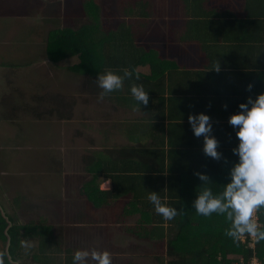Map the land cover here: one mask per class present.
<instances>
[{
  "label": "crops",
  "instance_id": "crops-1",
  "mask_svg": "<svg viewBox=\"0 0 264 264\" xmlns=\"http://www.w3.org/2000/svg\"><path fill=\"white\" fill-rule=\"evenodd\" d=\"M29 4V0H0V24L12 22L14 10L23 6L26 16ZM130 4L137 11L126 17L124 8ZM123 5L122 23L116 28H100L106 34H123L119 36L123 42L116 55L127 61L129 66L124 68L131 67L129 71L134 75L124 80L121 89L103 97L99 95L102 89L98 93L88 87L78 95L85 100L84 115L81 119L68 117L70 129L76 125L78 129L70 136V155L62 159L72 157L71 164L77 162L85 172H58L66 179L60 191L72 195L60 218L33 217L23 224L16 222L48 228L47 239L26 240L34 248L23 245L24 259L31 260L28 264H40L33 260L35 255L51 259L50 264H72L74 251L85 248L107 250L111 264H173L182 257H194L198 244L189 246L176 241V219L165 221L150 202L140 203L136 193L157 190L161 167L158 157L163 160L164 156L165 167L172 161L199 168L207 161L220 164L226 160L229 168L237 159L231 151L237 140L227 118L248 96L255 98L264 92V0H125ZM126 21L130 24L123 33ZM83 22H77L71 30L88 24ZM0 32L4 34L1 41L9 38L12 30L6 27ZM107 58H111L108 53ZM49 61L42 54L32 66L39 70ZM159 62L162 65L153 72L151 64L154 67ZM29 64V60L13 63L6 59L0 61V70L21 71L30 69ZM118 73L122 75L123 71ZM26 76L30 78L31 73ZM249 83L253 85L251 90L247 89ZM132 84L143 85L149 92L147 106L140 108L133 99ZM198 112L210 115L218 150L226 159L214 160L202 151L203 138L193 135L187 119L190 113ZM83 146L84 154L80 155L77 148ZM175 154L182 160L171 157ZM97 161L104 164V169L109 162L114 163L116 169H126L127 176H132L127 178L128 184L122 182V195L113 198L104 194L113 190V180L102 175L88 192V183L98 173L89 168ZM104 171L108 176L112 174ZM140 172L146 176L144 182L137 183L140 177L135 175L140 176ZM165 175L168 177V173ZM105 180L111 181L109 189L101 188ZM208 186L219 191L214 180ZM165 189L168 192L167 185ZM195 237L190 233L182 239L188 243Z\"/></svg>",
  "mask_w": 264,
  "mask_h": 264
},
{
  "label": "rangeland",
  "instance_id": "rangeland-1",
  "mask_svg": "<svg viewBox=\"0 0 264 264\" xmlns=\"http://www.w3.org/2000/svg\"><path fill=\"white\" fill-rule=\"evenodd\" d=\"M29 2L26 16L23 6L14 10L16 16L12 22L0 24L1 30L4 31L6 27L12 30L8 34L9 38L0 41L4 42L0 44V61L30 62V69L0 70V102L5 105L0 110V210L22 224L33 217L60 218L61 211L68 208L72 195L60 191L66 179L64 174L58 175V172H85L83 166L81 168L76 165L77 162L74 166L71 164L72 157L62 159L70 155V136L78 129L77 125L70 129L68 117L72 115L77 116V119L83 118L85 100L78 95H81L84 88L88 87L91 92L98 93L101 90L95 79L76 75L70 70L78 64V55L60 61L58 67L51 60L39 67V70L32 66L34 61L42 58V54L48 56L46 40L52 30L71 29L80 22L94 21L85 12V0ZM124 2L95 0V21L98 25L116 28V25L122 23L125 19L121 15ZM129 24L130 21L123 23V31L127 30ZM80 28L74 27V31ZM3 35L0 32V38ZM117 51L115 49L114 53ZM105 61L101 60V63ZM28 73H31L30 78H26ZM84 148H77L80 155L84 154ZM255 216L258 221L257 213ZM242 241H246V235ZM256 242L252 238L249 246L255 248ZM22 245L35 246L31 242H23ZM240 257L230 256L237 262ZM30 261V258H26L19 262L28 264ZM252 264L261 263L254 258Z\"/></svg>",
  "mask_w": 264,
  "mask_h": 264
},
{
  "label": "trees",
  "instance_id": "trees-1",
  "mask_svg": "<svg viewBox=\"0 0 264 264\" xmlns=\"http://www.w3.org/2000/svg\"><path fill=\"white\" fill-rule=\"evenodd\" d=\"M95 5V0H85L84 2L85 12L89 18H93L94 21L83 24L77 31L71 29L52 30L46 40L47 57L54 65L58 67L60 66V61L68 59L72 55H78V64L71 67L70 70L75 74L89 75L93 78H96L98 73H103L108 70L118 73V71L127 69L124 67L129 66L126 64V60H122L116 55L123 42L122 39H119V36L123 34H106L98 28L100 26L95 21L97 19ZM133 6L134 5L130 4L126 10L124 8L126 16H134L133 12L137 10H135ZM122 32L124 33V31ZM117 41L118 43H116ZM112 49H117L118 51L112 53ZM107 53L111 58H107ZM101 60L106 61L101 63ZM154 65L153 67V63L151 64L153 72L159 65H162V63L159 62ZM130 69L131 67H128V70ZM172 156L176 160L178 158L182 160L178 154L171 155V157ZM162 157L163 160H161L160 157L157 158L160 159L158 162L161 164V167L158 169V176L156 178V186L158 187L156 191L162 198L163 203L168 200L170 206L181 210V213L175 217L177 224L174 227L178 229L177 234H179V236L176 237V241H180L186 245L188 244L189 246L198 244L199 247V251L194 253V257H182L175 260L173 264H252L254 258H257L261 264H264V240L256 242L255 248L249 246V242L252 241V238L247 235L245 242H243L242 239L234 242L231 237L225 235V230L230 226V222L226 221L223 215L213 213L208 217H204L197 214L191 206L192 201L195 199V195L201 191L200 186L199 188L194 186L196 184L200 185L201 182H199L200 180L193 173L195 171L207 173L212 182L213 180L218 182L219 191H221L223 189V182L226 181V174L228 171L226 166L227 161H221L220 164L207 161L199 166L200 169L197 168V166L184 163L182 165L180 163L176 164L173 161L170 162L168 167H165L164 156ZM109 163L106 169H104V164L101 161H97L89 168L90 172L98 173H95L93 180L88 183V187L91 188L88 192L93 190L95 184H97V178L102 175L103 177H111L113 180V190L103 192L104 194L110 195L113 198L123 194L121 191L124 190H122L120 186L122 182L128 184L126 181L129 179L127 178H131L132 176H127L129 173L126 169L121 168L118 170L114 163L112 165L111 162ZM104 170L112 174L108 176ZM141 173L142 172H140V176L135 175L136 177H140L139 181L137 182V179H135V182H144L143 178L146 175ZM165 173H168V177ZM192 179L194 181H192ZM166 185L168 186V192L165 191ZM191 185H193L194 188H192ZM99 193L102 194V192ZM136 196L140 203L150 202L147 199L148 193L144 191L136 193ZM256 213L261 227H264V207L258 209ZM190 233L196 235V237L188 240V243H186V240H183L182 236ZM48 236L49 233L46 226L41 224L18 225L13 217L0 210V251L1 253H7L5 256H0L4 264H10V262H12V264H21L19 262L20 259L23 260L26 256L22 243L26 242V240L37 238H41L43 241L44 238L47 239ZM231 255L242 257L238 258L239 260L237 262L230 258ZM46 259L47 258L43 259L37 257L36 255L33 256V260L39 261L40 264H50L51 259Z\"/></svg>",
  "mask_w": 264,
  "mask_h": 264
},
{
  "label": "clouds",
  "instance_id": "clouds-1",
  "mask_svg": "<svg viewBox=\"0 0 264 264\" xmlns=\"http://www.w3.org/2000/svg\"><path fill=\"white\" fill-rule=\"evenodd\" d=\"M219 70L218 67L216 71ZM133 75L134 72L127 69L122 75L111 70L98 73L95 82L103 90L100 96L121 89L124 80ZM136 78L138 79V76ZM252 87L251 83L247 85L248 90ZM130 93L140 108L141 105H148L149 92L143 85L132 84ZM238 109L227 118V123L233 128L237 140L231 149L237 159L228 168L223 189L214 193L208 186L211 182L208 174L195 171L193 174L202 183L201 191L195 195L191 206L197 214L204 217L213 213L223 215L225 220L230 222L225 235L231 237L234 242L245 235L259 242L264 240V227L258 224L255 213L264 207V92L257 94L255 98L248 96L244 102L238 104ZM187 119L193 135L203 138L204 154L214 160L224 158L223 153L218 150L219 141L213 134L210 115L205 112L190 113ZM110 183V180H105L101 188L109 189ZM147 199L165 221L173 220L181 213L180 209L163 203L157 191H150ZM5 255L6 252L0 253V256ZM90 261L93 264H111V255L107 250L86 248L77 249L72 255V264H90ZM0 264H4L3 259H0Z\"/></svg>",
  "mask_w": 264,
  "mask_h": 264
},
{
  "label": "flooded vegetation",
  "instance_id": "flooded-vegetation-1",
  "mask_svg": "<svg viewBox=\"0 0 264 264\" xmlns=\"http://www.w3.org/2000/svg\"><path fill=\"white\" fill-rule=\"evenodd\" d=\"M3 106V107H2ZM2 108H5V105L3 103L0 102V110H2Z\"/></svg>",
  "mask_w": 264,
  "mask_h": 264
}]
</instances>
